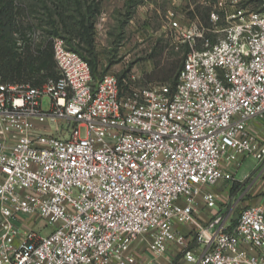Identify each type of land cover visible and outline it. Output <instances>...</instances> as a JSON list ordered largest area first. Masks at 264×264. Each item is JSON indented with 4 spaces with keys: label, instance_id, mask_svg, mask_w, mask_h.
Wrapping results in <instances>:
<instances>
[{
    "label": "built area",
    "instance_id": "1",
    "mask_svg": "<svg viewBox=\"0 0 264 264\" xmlns=\"http://www.w3.org/2000/svg\"><path fill=\"white\" fill-rule=\"evenodd\" d=\"M226 19L219 29V14L214 28L173 18L190 46L174 87L123 84L113 73L95 82L63 37L54 39L57 79L0 78V264H137L143 242L155 256L172 242L190 264H264V204L229 221L215 189L235 181L231 165L246 156L264 165V139L249 125L264 120V11ZM206 30L222 35L211 43ZM201 208L213 210L206 224ZM20 214L54 229H23Z\"/></svg>",
    "mask_w": 264,
    "mask_h": 264
},
{
    "label": "rangeland",
    "instance_id": "2",
    "mask_svg": "<svg viewBox=\"0 0 264 264\" xmlns=\"http://www.w3.org/2000/svg\"><path fill=\"white\" fill-rule=\"evenodd\" d=\"M90 1L98 3L100 8V14L95 19L93 48L98 64L96 72L113 73L123 84L135 82L141 86L161 82L157 79L146 82L147 74L156 68L155 76H159L158 72L164 66L172 67L185 54V46L180 42L182 35L175 33L171 25L174 17L182 25H186L190 20L199 27L214 28L211 16L219 14L217 26L220 29L226 26V17L230 13L241 8L257 10L250 5L243 7L246 0H128L127 7L124 0H86V3ZM68 13L71 12L68 10ZM191 13L195 14V17L188 19ZM207 13L210 25L204 19ZM206 32L216 36L222 35L221 32ZM71 43L81 54L89 59L93 58L87 53V45L83 41L76 39ZM98 68L100 71H97ZM43 104L46 110L49 109L50 98L45 97ZM252 122L254 132L264 138V120L257 119ZM57 123L60 124L61 121ZM55 125L52 124L51 128ZM240 162L238 167L231 165L235 174L234 182H240L235 192H231L233 181L215 186L216 190L223 193L219 209L230 221H233L245 206L253 202L264 204V165L260 166L253 156H246ZM217 209L218 206L214 211ZM199 214L214 216L213 210L207 208H202ZM35 229L46 234L54 228L46 225L45 220L37 219ZM181 253L179 251V254Z\"/></svg>",
    "mask_w": 264,
    "mask_h": 264
},
{
    "label": "trees",
    "instance_id": "3",
    "mask_svg": "<svg viewBox=\"0 0 264 264\" xmlns=\"http://www.w3.org/2000/svg\"><path fill=\"white\" fill-rule=\"evenodd\" d=\"M249 5L258 11H264V0H246L243 7ZM68 10L71 13H68ZM99 14V4L93 1L87 4L86 0H0L1 80L5 83L40 87L49 80L57 79L59 70L54 57V39L63 37L77 52L79 50L72 45V41L79 39L87 45L86 51L93 58L89 59L79 53L89 62L93 80L99 81L104 74L96 72L98 64L93 49L95 19ZM208 15L209 13L204 19L210 25ZM188 17L193 19L195 14L191 13ZM204 36L209 38L211 43L216 42L215 34L205 31ZM202 44L203 39H197L195 47L202 49ZM183 46L185 54L181 60L172 67L164 66L158 72L159 76H155V68L153 72L147 74L146 82L150 83L157 79L161 81L159 83H167L174 87L185 55L190 50L188 43H183ZM97 71H100V68ZM239 183L234 182L231 192L238 189ZM182 255L183 253L178 257Z\"/></svg>",
    "mask_w": 264,
    "mask_h": 264
},
{
    "label": "crops",
    "instance_id": "4",
    "mask_svg": "<svg viewBox=\"0 0 264 264\" xmlns=\"http://www.w3.org/2000/svg\"><path fill=\"white\" fill-rule=\"evenodd\" d=\"M124 2H125L124 3L125 4V7H127L128 0H124ZM252 121H254V120H252ZM252 121L250 122L249 125L252 128H254L253 127L254 126V123ZM200 210L197 213V220L199 222H202L203 224L208 223L211 220V217H209V216H207L205 214H203V215L202 214H199L200 213ZM0 221H1V206H0ZM14 221H15V223L18 226H20L23 229H33V230L37 231L35 229V222L37 220H33V219L27 217L26 215L20 214V215H18L14 219ZM178 229L181 232H183V233L186 234V242H187V245L190 246V249L193 250V252L196 255H199L201 253L202 249H203V245L196 238L195 232L192 231V225L191 224L178 225ZM2 232H3V228L0 225V236H1ZM38 232L41 235L48 234V233L44 234V233H42L40 231H38ZM138 245H139V247L137 248V252H138L139 261H138L137 264H148L151 261H154L157 264H173V262H175L176 264H190V263H187L185 261L183 255L180 256V257H178L179 251L181 253V250H180V248L176 244H174L172 242L168 244V249H167V251L165 253H163L161 255H157V256H155L154 254H152L147 249V244L146 243L143 242V243H141V245L140 244H138Z\"/></svg>",
    "mask_w": 264,
    "mask_h": 264
},
{
    "label": "water",
    "instance_id": "5",
    "mask_svg": "<svg viewBox=\"0 0 264 264\" xmlns=\"http://www.w3.org/2000/svg\"><path fill=\"white\" fill-rule=\"evenodd\" d=\"M218 221V220H217Z\"/></svg>",
    "mask_w": 264,
    "mask_h": 264
}]
</instances>
